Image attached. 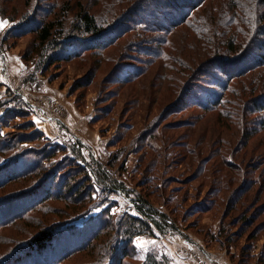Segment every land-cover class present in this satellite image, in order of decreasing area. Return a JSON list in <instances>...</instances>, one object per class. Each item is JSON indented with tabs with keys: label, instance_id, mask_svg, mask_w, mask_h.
<instances>
[{
	"label": "rangeland",
	"instance_id": "1",
	"mask_svg": "<svg viewBox=\"0 0 264 264\" xmlns=\"http://www.w3.org/2000/svg\"><path fill=\"white\" fill-rule=\"evenodd\" d=\"M136 1L0 0V56L6 59L0 74V129L5 137L20 135L28 141L38 140L31 138L37 130L41 141L19 149L26 159L46 157L45 171L11 183L0 190V199L37 186L52 172L57 184L65 174L67 182L78 176L81 169L92 187L80 207L47 200L31 222L1 230L0 256L44 227H53L70 229L72 235L66 249L70 255L61 264H116L115 256L125 251L129 238L128 230L124 235L113 222L141 218L135 203L145 201L152 213L143 220L156 234L126 244L129 258L124 264H143L150 254L159 260L166 257L169 264H259L261 257L264 264V127L258 126L264 114L254 106L264 101L263 68L233 81L223 107L205 111L198 101L221 93L210 65L226 53L221 52L223 45H211L205 53L203 45L184 44L185 31L159 34L173 39L171 45H151L158 34L129 30L100 53L72 54L70 60L52 65L48 57L53 50L41 53L35 34H19L26 17L35 13V20L64 23L65 32L53 36L57 43L63 35L73 36L70 29L77 23L79 4L110 28L128 20ZM141 17L145 24L160 22L150 15ZM245 46L226 54L238 57ZM92 71L93 83L77 86ZM42 96L58 103L56 114L39 109ZM29 122L35 129L23 131ZM4 161L0 156V167ZM247 190L235 204L240 194L233 195ZM75 212L84 215L62 224ZM101 215L114 225L88 247V233L98 229L92 222ZM84 228L82 237L78 230Z\"/></svg>",
	"mask_w": 264,
	"mask_h": 264
},
{
	"label": "trees",
	"instance_id": "2",
	"mask_svg": "<svg viewBox=\"0 0 264 264\" xmlns=\"http://www.w3.org/2000/svg\"><path fill=\"white\" fill-rule=\"evenodd\" d=\"M29 2L30 0H26V4H29ZM79 8L77 23H74L70 29L73 36L64 37L63 35L64 40L62 41L54 43L53 36L56 34L62 35L61 33L65 32L64 23L58 19L55 22H46L40 18L35 20L37 18L35 13L30 18L26 17L19 34L21 36L35 34L36 41L39 44L37 46L41 47V53L46 48L53 50L54 53L48 57L52 65H57L63 60H70L72 54L79 56L82 53H100V51L115 45L124 35L128 34L126 31L129 30L141 29L142 32L158 34V36L159 34L166 36L179 35L178 32L185 31V34H181L184 37V44L203 45V52L205 53L211 45L215 44L223 45L224 50L221 52L225 51L228 54H236L238 49L246 45L240 56L230 58L226 53H223L222 57L216 62L213 61L210 65V70L215 74L213 82L221 89V93L214 91L209 94V98L207 97L209 101L205 103L204 101H198L197 106L205 111H213L227 103L225 95L228 91L233 90L231 89L233 81L245 78L252 71L264 69V0H137L132 13L128 16V20L110 28H104L97 18L85 9L84 5L79 4ZM143 15H150L154 19L160 18V22L157 25L145 24L143 17H141ZM118 28H124V30L119 31ZM163 37H156L151 45L173 44V39ZM240 38L243 40L239 41ZM236 45L240 46L236 47ZM252 54H254L253 58L249 59L247 63V58H250ZM23 60L25 62L28 60L26 53ZM140 74H135V76L138 77ZM87 76L86 81L84 83L80 81L77 86L84 87L93 83L95 80L94 71ZM19 96L23 97L20 94L17 97L19 98ZM254 106H257L256 108L264 114V101L254 104ZM25 126V129H22L25 132L35 129L33 122H29ZM258 126L264 127V117ZM34 137L38 140L28 141L26 137L20 135L9 138L7 135L5 137L0 129V156L5 158L2 163L3 166L0 167V190L11 183L35 178V175L40 174L42 170L45 171L43 162L46 161V157L44 155L42 159L36 157L34 160L26 159V154L23 151L20 152L21 149H19L21 144L40 142L43 135L34 130L31 138ZM16 150L18 151L14 152ZM80 168L78 167L75 170ZM81 171L80 169L78 176L68 178V182L64 181L63 178L67 176L65 172H60V175H65L61 177L60 182L57 184V175L52 172L49 177L42 176L37 186L0 199V231L6 227L14 226L17 222H31L35 219L33 213L36 211H38L36 213H40L39 207L47 200L58 199L74 208L80 207L83 202L86 203L92 187L88 176ZM81 174L83 178L78 180L77 177ZM46 179H49L47 182L50 183L49 185L46 184ZM70 179L71 183H69ZM248 192L250 190H247L246 193L242 191L235 193L233 198L240 194L235 204H238ZM257 197H259V194H257ZM135 205L141 218L130 216L124 217L123 221L120 220L118 223L113 222L118 224L119 231L124 235L126 234L125 230H128L127 235L129 238L122 247L125 251L122 253L121 250L115 256L114 261L116 264H124V261L129 258L126 244L129 246L133 239L138 236H153L156 234L154 227L143 220V217L148 218L149 213H152L151 205L145 201H138ZM82 214L84 215V213ZM83 215L77 212L74 217L67 219L62 224L68 225L76 222ZM105 219L107 217L101 215L92 222V224L95 223L98 229L88 233L90 235L87 241L88 247L97 239L103 237L109 226L114 225H111V222L104 221ZM68 230L70 231V229L59 231L58 229L54 230L53 227H44L27 243L14 249L9 254L0 256V264H61L62 259L70 255L66 251L72 238L71 231L68 232ZM78 231H80L78 235L86 236L87 229L84 228ZM60 234L63 239H60ZM222 235H226V232ZM65 236H68V238L65 239ZM225 238H229L228 234ZM261 260L262 257L259 259V264H261ZM143 264H169V261L166 257L159 260L150 254Z\"/></svg>",
	"mask_w": 264,
	"mask_h": 264
},
{
	"label": "built area",
	"instance_id": "3",
	"mask_svg": "<svg viewBox=\"0 0 264 264\" xmlns=\"http://www.w3.org/2000/svg\"><path fill=\"white\" fill-rule=\"evenodd\" d=\"M0 70L3 73L6 70V59L1 56H0ZM57 107H58V103L56 101L50 100L49 98L43 97V96L40 98L39 109L44 111V113H47L49 111L48 113L56 114V111L54 110V108H57Z\"/></svg>",
	"mask_w": 264,
	"mask_h": 264
},
{
	"label": "crops",
	"instance_id": "4",
	"mask_svg": "<svg viewBox=\"0 0 264 264\" xmlns=\"http://www.w3.org/2000/svg\"><path fill=\"white\" fill-rule=\"evenodd\" d=\"M9 56H10V54H9ZM7 59H8V58H7ZM7 61H8V60H7ZM8 65H9V63H8ZM11 66H12V64H11ZM12 68H13V67H12ZM1 73H3V72L0 71V74H1ZM1 75H2V74H1ZM2 76H3V75H2ZM7 78H8V77L5 78V81H6L7 83H11V81H10L9 79H7ZM9 85H10V84H9ZM10 86H11V85H10ZM20 95H22L23 98H24V95H23V94H20ZM24 100H25V99H24Z\"/></svg>",
	"mask_w": 264,
	"mask_h": 264
},
{
	"label": "snow or ice",
	"instance_id": "5",
	"mask_svg": "<svg viewBox=\"0 0 264 264\" xmlns=\"http://www.w3.org/2000/svg\"><path fill=\"white\" fill-rule=\"evenodd\" d=\"M3 23H4V22L0 21V28L3 27Z\"/></svg>",
	"mask_w": 264,
	"mask_h": 264
}]
</instances>
